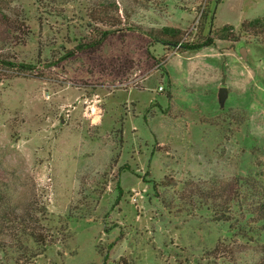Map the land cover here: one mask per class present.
<instances>
[{
  "label": "rangeland",
  "instance_id": "rangeland-1",
  "mask_svg": "<svg viewBox=\"0 0 264 264\" xmlns=\"http://www.w3.org/2000/svg\"><path fill=\"white\" fill-rule=\"evenodd\" d=\"M103 1L0 0V57L34 66L0 74V264H259L264 227L197 191L264 182V44L218 39L264 0H123L144 29L215 44L120 31L67 57Z\"/></svg>",
  "mask_w": 264,
  "mask_h": 264
},
{
  "label": "trees",
  "instance_id": "trees-1",
  "mask_svg": "<svg viewBox=\"0 0 264 264\" xmlns=\"http://www.w3.org/2000/svg\"><path fill=\"white\" fill-rule=\"evenodd\" d=\"M144 1L148 2L150 5L151 0H134V5L138 6ZM123 0H105L102 4H98L96 9L93 10L92 19L96 26L93 25L94 32L91 35L92 40L87 42H79V44L69 52L67 57H72L79 55L81 53L89 51H97L102 45L107 41V39L112 36L115 32L126 31V32H137L143 31L146 36H149L154 44H161L172 50L178 48L181 51H198L206 46L214 45L213 37L207 36L205 38L200 37L196 41L185 40V33L182 29L164 26L163 28L150 27L144 29V26L138 24V22L132 21L130 18L129 11L124 8ZM204 9L202 13L203 18V29L209 20L210 11ZM135 14H138L134 11ZM99 17V18H96ZM98 23H101L99 26ZM116 23V25H114ZM209 35L213 34L212 22L209 23ZM112 25V26H111ZM233 38L238 41L242 38L246 42L253 43L258 42L264 44V19L256 18L254 20H247L242 22L238 30L232 25H225L219 30L218 39L227 40L228 38ZM34 69L32 64L26 62H18L11 58L0 57V74L5 71H11L16 74H23L31 72ZM124 169H129L130 167H124ZM119 187V194H121L122 188L120 183L117 185ZM197 191V190H196ZM199 195L201 200L207 204V206L218 211L223 205L233 204L237 211L248 215L250 220L255 223H260L264 227V182L258 180L255 177H245L239 178L231 183H227L225 186H213L211 188L199 189ZM28 236L34 239L33 234ZM8 243L0 242V249L4 252ZM222 248V247H221ZM220 247L218 250L221 249ZM261 254L263 256L262 261L259 264H264V244L260 246Z\"/></svg>",
  "mask_w": 264,
  "mask_h": 264
},
{
  "label": "water",
  "instance_id": "water-1",
  "mask_svg": "<svg viewBox=\"0 0 264 264\" xmlns=\"http://www.w3.org/2000/svg\"><path fill=\"white\" fill-rule=\"evenodd\" d=\"M243 56L245 55V52L242 53ZM227 96V92H226V88H222L219 92V102L222 106H224L225 104V99Z\"/></svg>",
  "mask_w": 264,
  "mask_h": 264
},
{
  "label": "built area",
  "instance_id": "built-area-1",
  "mask_svg": "<svg viewBox=\"0 0 264 264\" xmlns=\"http://www.w3.org/2000/svg\"><path fill=\"white\" fill-rule=\"evenodd\" d=\"M161 89H163V88L161 87Z\"/></svg>",
  "mask_w": 264,
  "mask_h": 264
}]
</instances>
